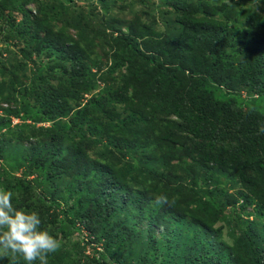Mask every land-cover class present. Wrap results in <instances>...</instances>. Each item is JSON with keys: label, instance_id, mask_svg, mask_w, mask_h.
<instances>
[{"label": "trees", "instance_id": "1", "mask_svg": "<svg viewBox=\"0 0 264 264\" xmlns=\"http://www.w3.org/2000/svg\"><path fill=\"white\" fill-rule=\"evenodd\" d=\"M108 1L0 0V264H264V0Z\"/></svg>", "mask_w": 264, "mask_h": 264}, {"label": "rangeland", "instance_id": "2", "mask_svg": "<svg viewBox=\"0 0 264 264\" xmlns=\"http://www.w3.org/2000/svg\"><path fill=\"white\" fill-rule=\"evenodd\" d=\"M159 1L158 0H109L107 3V15L109 13H113V15L115 16H119V18L121 19H131L135 16L140 17L143 21L148 23H152L153 26L155 27V29H164V24H163V20L166 21L167 19H171L170 14L167 13L165 15L160 14L159 11H154L152 10V6L157 4ZM255 2H257L256 0H232V3H236V4H241L243 7H252L255 5ZM86 2H79L80 5H84L85 6ZM78 4V3H77ZM78 4V6H79ZM96 7H98V4H96ZM164 10H167L164 9ZM168 11L170 12L171 10L168 9ZM100 12V10H99ZM101 13V12H100ZM100 13L97 14V20H99V15ZM162 13V10H161ZM106 15V16H107ZM17 17V16H16ZM52 22H56L55 20H52ZM57 23V29H60L62 32L67 33V34H71L73 36H76V31L75 28L71 27V26H63V24H61L60 22H56ZM89 25H91V27L93 29L96 28V26L92 23H87ZM88 28V27H87ZM103 61V60H102ZM105 67L102 68V70ZM21 74V73H20ZM4 104H2L1 106H3ZM70 116H68L69 118ZM68 118H64L62 119L61 122H65L67 121ZM37 126V125H36ZM38 127H48V123H41L38 124ZM81 129H85V127H81ZM86 130V129H85ZM74 140L76 141L77 138L74 137ZM102 146H100L99 144H95V146H92L90 149H86V151H89V153H92L94 155L95 158H97L99 155L101 156L102 153ZM19 152V151H18ZM129 155H131L132 157V161L130 164L135 162V168H134V173L135 174H139L140 176H143L144 174H154V173H158L161 170L160 165L157 163L155 164H140L138 161V158L140 156V154L137 152H132V151H128ZM16 155V154H15ZM14 155V156H15ZM13 156V154H12ZM102 157V156H101ZM129 159V157L127 158V160ZM9 158L6 157L5 161L8 162ZM5 161H0V165L3 166L5 169H8V167L4 164ZM138 168L140 169V171L138 170ZM141 168H143L144 170L141 171ZM12 172H14L12 170ZM154 172V173H153ZM16 173H18V171H16ZM212 178L215 180V182L223 187H227V185L229 184L228 182V177L225 171L220 170L219 173H215ZM248 212H251V208L246 209ZM256 222H261L262 220H264V215L260 216V217H252ZM232 223V218L229 216V213L227 211L223 212L222 217H220V219L217 222V226H220V230L217 233L216 238L217 239H221L225 242H227L228 244H231L234 242V240L237 238V232L235 230H233L230 225ZM68 230V229H66ZM19 234L17 233L16 236H13L12 238H10V242H14L16 240V237ZM74 235L76 234H72L71 239H73ZM65 242V241H64ZM92 246H88L84 249V253L83 255H86L88 257H90V255L93 253L92 251Z\"/></svg>", "mask_w": 264, "mask_h": 264}, {"label": "clouds", "instance_id": "3", "mask_svg": "<svg viewBox=\"0 0 264 264\" xmlns=\"http://www.w3.org/2000/svg\"><path fill=\"white\" fill-rule=\"evenodd\" d=\"M12 122L17 123L18 121H17V119H12Z\"/></svg>", "mask_w": 264, "mask_h": 264}]
</instances>
